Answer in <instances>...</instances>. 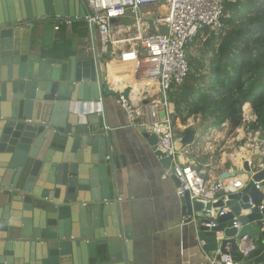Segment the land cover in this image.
<instances>
[{
    "label": "water",
    "instance_id": "1",
    "mask_svg": "<svg viewBox=\"0 0 264 264\" xmlns=\"http://www.w3.org/2000/svg\"><path fill=\"white\" fill-rule=\"evenodd\" d=\"M86 13L83 0H63L62 4L58 0H0V264H20L21 260L24 264L130 263L132 238L123 226L119 205L112 206L115 197L102 146L103 140L111 143L109 133L104 135L105 99L117 94L127 99L131 88H109L105 62L98 56L82 62L71 56L64 63L21 54L31 43L24 42V32L46 34L50 23L83 19ZM27 61L37 67L30 70ZM144 137L155 147L154 133ZM194 137V130L185 131L176 151L193 143ZM259 139L263 141L261 134ZM97 144L100 151L92 152V167H83L81 151ZM156 155L168 168L170 159L160 152ZM242 172L251 173L247 163ZM263 181V171L251 177V182ZM33 182L32 186L43 189L40 195L30 189ZM251 182L211 205L191 200L188 193L183 196L184 214L198 222L197 234L205 252H219L240 262L236 244L243 235L264 241V230L249 224L264 217V209L260 213L248 204L249 199L254 205L263 199ZM81 192H88L90 200L80 197ZM83 203L97 206L95 219L86 228V238L92 243L80 235ZM222 208L227 212L218 216ZM107 215L114 231L99 237V224L106 230ZM234 218L241 229L233 226ZM211 220L217 225L208 228ZM263 261L264 251L255 259L257 264Z\"/></svg>",
    "mask_w": 264,
    "mask_h": 264
},
{
    "label": "crops",
    "instance_id": "2",
    "mask_svg": "<svg viewBox=\"0 0 264 264\" xmlns=\"http://www.w3.org/2000/svg\"><path fill=\"white\" fill-rule=\"evenodd\" d=\"M58 1L61 4L63 2V0ZM131 15L133 14H128L127 19L131 20ZM123 22L124 19L116 20L114 31L125 30L126 25ZM132 24L134 28L130 29L131 32L138 28L140 23L134 22ZM57 25V22L50 23L48 27L52 30H48L46 34L33 33L32 36H29L28 31L24 32L22 35L24 42L28 43L31 40V43L29 46L27 44L21 54L39 56L42 59H56L53 50L55 43L66 40L70 41L67 47L69 57L74 56L76 61L82 62L98 56L106 63L107 55L101 53L97 36L94 43L91 41L92 39L88 38V32L85 37H81L67 31L65 37L59 29L55 30ZM142 29H146V32L149 33H155L154 28L148 24ZM162 31L164 29L159 32ZM69 57L62 61L66 63ZM27 66L30 67V70L37 67L36 64L29 61H27ZM123 81V89L129 87L131 93L142 96V105L144 103L150 105L161 98L155 82L145 86L143 84L145 80L140 81L137 78L124 79ZM75 88L74 97L78 95V85ZM105 101L107 126L104 135L109 133L111 143L107 145L106 141L103 140L102 152H105L111 195L115 197L112 206L114 204L119 205L123 226L127 229V235L132 238L129 264H207V257L216 256L217 252H205L203 246L200 245L202 240L197 234L198 222L195 217L184 214V203L181 198L176 196L177 179L174 176L163 179V175L171 165L169 164L168 168L164 167L161 159L156 155L155 147H152L144 137L145 133L151 135L154 132L153 121L149 116L148 109L142 115L137 114L133 122H129L124 109L120 106L118 94L106 98ZM243 109L246 112L251 111L249 104H246ZM173 110V105L169 103L168 115L170 119ZM172 128L175 136L182 138L185 131L194 130L193 143L182 146L176 157L183 166L204 168L206 182L214 183L220 180L224 174L227 177L244 174L242 171L245 163L250 167L255 165L254 162L257 163L260 160L257 159L260 146L243 148L246 143H249V135L242 126L233 129L230 123L226 122L220 128H210L201 125L198 117H191L185 125L177 120L175 124H172ZM249 131L252 134L257 133L252 130ZM209 144L212 147H209ZM179 145L177 144L176 148ZM93 151L96 154L100 151L99 144L87 146L85 150L81 151L84 158L83 162H85L83 167H92ZM33 184L34 182L30 185V189L34 188L33 191L40 195L43 189L34 187ZM80 197H84L86 201L90 200L88 192H81ZM78 207L75 206V208ZM81 207L85 213H83L84 226L80 229V235L86 238L89 236L86 230L88 222L91 223L95 219L93 210L97 209V206H92V203H83ZM113 210L114 216H116L114 207ZM95 217L97 218L96 215ZM106 218L107 232L100 223L99 237H104L107 234L112 235L111 233L114 231L111 216L107 215ZM216 235L220 236L219 233ZM91 238L94 239V236L92 235ZM259 239L260 245L258 246L263 247L262 253L264 241L262 238ZM259 239H255L256 244ZM85 240L89 241L88 238ZM89 242L92 243L93 241ZM20 243L22 244V242ZM118 251L121 254L119 247ZM20 264H24V262L21 260ZM32 264L34 263L32 262ZM260 264H264V261Z\"/></svg>",
    "mask_w": 264,
    "mask_h": 264
},
{
    "label": "built area",
    "instance_id": "3",
    "mask_svg": "<svg viewBox=\"0 0 264 264\" xmlns=\"http://www.w3.org/2000/svg\"><path fill=\"white\" fill-rule=\"evenodd\" d=\"M226 0H83L86 7V15L83 18L88 38L95 41L96 36L100 42L101 53L107 55L105 70L107 75L106 84L115 91L124 88V81H117L116 76L131 74V78L140 81L152 80L159 88L160 100L150 105L141 104L142 96L136 93L129 94L125 99L118 95L120 106L124 109L127 120L133 122L137 114H144L148 109L149 116L154 126V135L157 138L155 151L164 154L170 159V168L163 175V179L174 176L178 181L176 196L183 198L188 193L191 200L200 201L204 206L224 200L227 195L237 194L242 191L247 182H251V177L260 171L264 172V142L259 139L257 133H251L245 125L255 121L252 111L243 109L242 128L249 135V143L244 145V149L251 146H260V160L255 165L250 166V174L232 175L231 177L217 180L214 183L206 182L204 168L181 165L176 157V145L181 143L182 137L175 136L171 119L168 115L167 94L176 87L183 84L190 67L187 60V50L196 37L204 30L208 29L214 34H219L223 29L222 17L224 3ZM162 5L166 7L167 14L153 19L155 33L146 32V29L135 28L133 32L125 26V33L121 30L114 31L116 20L127 19L128 12L136 15L144 6ZM130 13V14H131ZM81 20L80 18L62 19L58 24L67 26ZM135 23H146L136 15ZM148 22V23H147ZM58 26L55 27V30ZM164 29V31H161ZM116 30V29H115ZM123 30V31H125ZM127 32L131 35H125ZM204 39V38H203ZM124 68V69H122ZM123 70V71H121ZM162 114V117L160 115ZM209 147H212L209 144ZM242 148V149H243ZM262 195L263 199L258 205H254L249 199L248 204L251 209L256 208L260 213L264 209V181L251 182ZM212 210V208H210ZM227 212L226 208L220 209L218 216ZM249 224L259 226L260 231L264 230V217L260 221ZM217 222L211 220L208 228L215 227ZM233 226L241 229V226L233 220ZM220 236H217V242ZM201 246L204 245L202 241ZM227 249V248H226ZM237 252L241 255L240 262H234L229 256L220 255L207 257V264H256L253 253L257 246L255 239L248 235H243L236 244ZM258 257V256H257ZM256 257V258H257Z\"/></svg>",
    "mask_w": 264,
    "mask_h": 264
},
{
    "label": "trees",
    "instance_id": "4",
    "mask_svg": "<svg viewBox=\"0 0 264 264\" xmlns=\"http://www.w3.org/2000/svg\"><path fill=\"white\" fill-rule=\"evenodd\" d=\"M223 29L219 34L204 29L194 41L199 55L187 56L189 74L183 84L168 94L173 105L172 124L182 125L199 118L201 125L220 128L226 122L235 129L243 124V107L249 104L255 121L246 129L259 132L264 142V0H226ZM66 37L71 31L85 37L83 19L71 25L58 24ZM70 41L55 43L53 50L59 60L70 56ZM260 239L253 253L255 260L263 249Z\"/></svg>",
    "mask_w": 264,
    "mask_h": 264
},
{
    "label": "rangeland",
    "instance_id": "5",
    "mask_svg": "<svg viewBox=\"0 0 264 264\" xmlns=\"http://www.w3.org/2000/svg\"><path fill=\"white\" fill-rule=\"evenodd\" d=\"M131 11L128 12V14L130 15ZM167 14V10H166V7L165 6H162L160 4L158 5H153V6H144L140 11L137 12V16H139L141 19L145 20V21H149V24L151 26V28H153V19H155L156 17H162L164 15ZM131 20L130 19H124V22L123 24L124 25H127L129 24L128 26H132V23H134V15H131ZM136 18V16H135ZM52 30V28H49V30ZM50 30V31H51ZM200 37L201 39L202 38H205V36L202 34H200ZM198 40V39H197ZM194 41L188 48L187 50V53H186V56L188 55H191V56H197L199 55V52L197 51L198 49L195 48V43L197 42ZM249 111V110H248ZM260 133L257 132V136L259 135ZM261 156L260 154H258L257 156V159H260ZM254 164H256V162H254Z\"/></svg>",
    "mask_w": 264,
    "mask_h": 264
},
{
    "label": "bare ground",
    "instance_id": "6",
    "mask_svg": "<svg viewBox=\"0 0 264 264\" xmlns=\"http://www.w3.org/2000/svg\"><path fill=\"white\" fill-rule=\"evenodd\" d=\"M128 14V13H127ZM146 26V23H140L139 24V27H145ZM138 27V28H139ZM128 28L129 29H133L134 28V25L132 24V26H128ZM141 28V29H142ZM127 30H125V31H122L123 33H125ZM131 35L132 33H130V32H127L125 35ZM122 69H124V68H122ZM121 71H123V70H121ZM116 79H117V81H120V80H124V79H131V74L130 73H126L125 75H118V76H116ZM131 81V80H130ZM127 82V81H126ZM151 82H153L152 80H145V81H143V84L146 86V84H148V83H151ZM142 83V82H141ZM138 84V83H137ZM151 85V84H150ZM138 86H139V84H138ZM140 87V86H139ZM137 88V87H136ZM145 88V87H144ZM141 91V90H140ZM144 97V96H143Z\"/></svg>",
    "mask_w": 264,
    "mask_h": 264
}]
</instances>
